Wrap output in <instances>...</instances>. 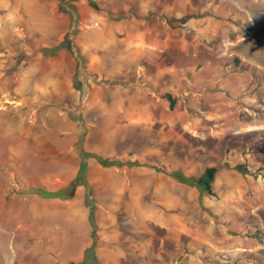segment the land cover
<instances>
[{
    "label": "rangeland",
    "instance_id": "1",
    "mask_svg": "<svg viewBox=\"0 0 264 264\" xmlns=\"http://www.w3.org/2000/svg\"><path fill=\"white\" fill-rule=\"evenodd\" d=\"M93 1L0 0V264L74 241L99 264V230L135 217L153 242L123 247L152 264H264V68L242 54L264 0ZM207 166L213 194L170 176Z\"/></svg>",
    "mask_w": 264,
    "mask_h": 264
},
{
    "label": "crops",
    "instance_id": "2",
    "mask_svg": "<svg viewBox=\"0 0 264 264\" xmlns=\"http://www.w3.org/2000/svg\"><path fill=\"white\" fill-rule=\"evenodd\" d=\"M257 7H258L257 8L258 13L252 18L253 29L251 33L246 38L243 39L245 41L242 40V43L244 44V46L242 47V54L243 57H246L248 60L264 68V2L259 3ZM121 165L129 166L127 164L111 165V166H121ZM176 173H180V172H176ZM170 176L172 175L170 174ZM172 177L176 179L178 182L184 183L179 179H177L176 177L174 176ZM197 190L200 194L201 193L200 190L198 188ZM99 213L101 215L102 212ZM65 215H66L65 219L68 220L66 225L72 227L79 226V222L81 219H80V214L76 210L70 211L69 213L67 212ZM88 216L90 217V213L88 214ZM92 216L90 218H93ZM37 217L41 218L39 214L34 215L33 216L34 222L37 219ZM51 217L52 216L47 215L44 217V219H47L46 221L48 222H52L50 220ZM100 218H101L100 216L96 217L97 224L103 225V222L101 221ZM134 219H135L134 222L137 224V226L138 225L142 226L141 228H137L134 226L129 230L127 228V230L125 229L119 231L112 229L113 231H105L103 232V234H101L99 230L98 238L92 250L93 259H96L99 262V264H152L153 262H151L152 259L151 250H150L151 254L149 256V251H147V248L145 249L142 248L137 250V249H132V248L128 249L123 247L124 244L125 245L139 244L140 246L141 245L146 246L147 244H152L153 242V230L151 227H148L150 226V222L148 221L149 223H147L140 220L141 217H135ZM57 240H59V237ZM158 241L163 242V239L159 238ZM73 243H71V245L67 247V250H65V248L64 250H62V254H61L62 258H60L58 262L55 263L81 264V262L85 260V255H86L85 251L88 248L87 245H83L78 241H74Z\"/></svg>",
    "mask_w": 264,
    "mask_h": 264
},
{
    "label": "trees",
    "instance_id": "3",
    "mask_svg": "<svg viewBox=\"0 0 264 264\" xmlns=\"http://www.w3.org/2000/svg\"><path fill=\"white\" fill-rule=\"evenodd\" d=\"M88 3L94 8L97 7L96 2L93 0H88ZM62 45L63 44L61 43L59 46L52 48V50L45 49L43 51V55L45 56L52 55L57 49H59V47H62ZM163 98L168 100L170 108L174 107L175 99L170 93H164ZM85 155H88V154L84 153V156ZM94 156L97 158L98 162L103 166L120 165V164H127L129 166L142 165L138 161H121L120 159H109V158H103V157L96 156V155ZM84 168H85V160L82 159L80 162V169L83 170ZM153 168L158 171H161V169L156 166H153ZM216 171H217L216 166H207L205 167L203 172L198 177L185 176V175H182L181 173H176V172H172L170 174L188 185L197 187L201 193L206 192L208 194H213L214 191L212 187V181L214 179ZM32 190L37 192L40 196L44 198H62L63 196L61 190L48 191L41 187L33 188ZM93 235H95V229H93Z\"/></svg>",
    "mask_w": 264,
    "mask_h": 264
},
{
    "label": "bare ground",
    "instance_id": "4",
    "mask_svg": "<svg viewBox=\"0 0 264 264\" xmlns=\"http://www.w3.org/2000/svg\"><path fill=\"white\" fill-rule=\"evenodd\" d=\"M36 1V0H35ZM11 14V13H10ZM29 15V14H28ZM42 18V17H41ZM41 20V19H40ZM31 21V20H30ZM33 22V21H32ZM36 24V23H35ZM51 25H52V23H51ZM40 27V26H39Z\"/></svg>",
    "mask_w": 264,
    "mask_h": 264
}]
</instances>
